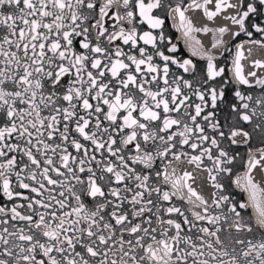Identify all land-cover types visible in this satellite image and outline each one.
Segmentation results:
<instances>
[{
  "label": "snow or ice",
  "instance_id": "obj_1",
  "mask_svg": "<svg viewBox=\"0 0 264 264\" xmlns=\"http://www.w3.org/2000/svg\"><path fill=\"white\" fill-rule=\"evenodd\" d=\"M0 264H264V0H0Z\"/></svg>",
  "mask_w": 264,
  "mask_h": 264
},
{
  "label": "flooded vegetation",
  "instance_id": "obj_2",
  "mask_svg": "<svg viewBox=\"0 0 264 264\" xmlns=\"http://www.w3.org/2000/svg\"><path fill=\"white\" fill-rule=\"evenodd\" d=\"M209 39H210V37H209Z\"/></svg>",
  "mask_w": 264,
  "mask_h": 264
}]
</instances>
